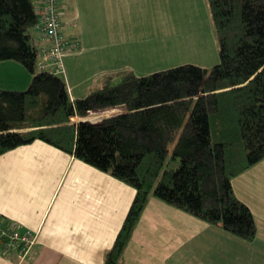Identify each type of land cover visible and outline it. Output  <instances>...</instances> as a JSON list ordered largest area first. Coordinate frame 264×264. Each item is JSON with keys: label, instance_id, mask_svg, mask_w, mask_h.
Here are the masks:
<instances>
[{"label": "trees", "instance_id": "trees-1", "mask_svg": "<svg viewBox=\"0 0 264 264\" xmlns=\"http://www.w3.org/2000/svg\"><path fill=\"white\" fill-rule=\"evenodd\" d=\"M207 1L221 50L212 69L129 72L73 98L65 75L39 67L35 0H0V62L18 60L32 74L25 90L0 88V155L41 139L136 188L104 264L123 263L153 195L243 240L257 238L255 215L233 179L264 159V0ZM120 105L128 112L71 123ZM9 222L0 216L1 225Z\"/></svg>", "mask_w": 264, "mask_h": 264}, {"label": "crops", "instance_id": "crops-1", "mask_svg": "<svg viewBox=\"0 0 264 264\" xmlns=\"http://www.w3.org/2000/svg\"><path fill=\"white\" fill-rule=\"evenodd\" d=\"M90 6L88 0H62L61 5L62 32L79 45L65 55L73 98L98 89L118 69L115 63L130 57L117 51L120 43L112 25L99 34L96 14L87 20ZM31 33L37 46L47 45L36 26ZM31 79L20 61L0 62V88L25 90ZM233 181L255 215L259 229L254 241L153 196L122 264H264V159ZM135 194L134 186L41 139L7 151L0 155V216L15 221L20 232L30 230L36 241L23 259L0 244V264H104ZM245 194L258 197L251 201Z\"/></svg>", "mask_w": 264, "mask_h": 264}, {"label": "rangeland", "instance_id": "rangeland-1", "mask_svg": "<svg viewBox=\"0 0 264 264\" xmlns=\"http://www.w3.org/2000/svg\"><path fill=\"white\" fill-rule=\"evenodd\" d=\"M103 1L104 5L100 6L99 0H88L93 6L87 7L90 8L87 20H94L96 14L97 26H101L99 34H102V27L112 25L118 33L117 43H120L117 51L130 54L122 64L115 63L118 69L114 75L107 76L113 85L121 82L129 72L145 76L192 63L212 69L220 62V43L207 0ZM81 6L84 10V2ZM178 165L179 162L174 161V166ZM245 195L251 201L258 197ZM261 241L264 244V239Z\"/></svg>", "mask_w": 264, "mask_h": 264}, {"label": "built area", "instance_id": "built-area-1", "mask_svg": "<svg viewBox=\"0 0 264 264\" xmlns=\"http://www.w3.org/2000/svg\"><path fill=\"white\" fill-rule=\"evenodd\" d=\"M39 14L36 28L47 45L40 48V69L51 70L57 74L66 73L65 55L78 49L75 41L68 40L62 32V0H35ZM35 236L30 230L19 231V225L10 220L8 224H0V244L7 252L18 251L24 258L35 243Z\"/></svg>", "mask_w": 264, "mask_h": 264}, {"label": "water", "instance_id": "water-1", "mask_svg": "<svg viewBox=\"0 0 264 264\" xmlns=\"http://www.w3.org/2000/svg\"><path fill=\"white\" fill-rule=\"evenodd\" d=\"M128 107L126 106V105H123L122 107H121V111H119V112H117V113H115V114H110V115H106L105 117H103V118H101V119H95V120H93V119H90L89 118V116H90V113L87 115V116H83L80 120H78V123L79 122H83L84 120H89V121H91V122H102L103 120H105L107 117H112V116H117V114H122V113H126V112H128ZM100 111H103V110H100ZM73 122H75L74 120L71 122V123H73Z\"/></svg>", "mask_w": 264, "mask_h": 264}, {"label": "bare ground", "instance_id": "bare-ground-1", "mask_svg": "<svg viewBox=\"0 0 264 264\" xmlns=\"http://www.w3.org/2000/svg\"><path fill=\"white\" fill-rule=\"evenodd\" d=\"M27 122H28V121H27ZM14 124H15V126L18 125L17 127H20V125H21V126H24V124H23V125H22V124H19V123H18V124L14 123ZM14 124H13V125H14ZM26 125H27V127H28L29 124H26ZM30 125H31V124H30ZM33 126H34V124H33ZM36 126H37V125H36ZM36 130H37V129H36ZM36 130H32V131H36ZM32 131H31V132H32ZM36 132H37V131H36ZM24 133H25V132H24ZM26 133H27V132H26ZM29 133H30V132H29ZM34 133H35V132H34ZM27 134H28V133H27ZM30 134H31V133H30ZM21 135H23V133H21ZM30 142H31V141H30ZM48 143H49V142H48ZM50 144H51V143H50ZM12 148H13V147H12ZM12 148H11V149H12ZM57 148H58V147H57ZM7 149H8V148H7ZM7 149H6V150H7ZM12 150H13V149H12ZM12 150H11V151H12ZM3 152H5V151H3ZM0 153H1V152H0ZM69 154H70V153H69ZM71 155H72V154H71ZM76 157H77V156H75V158H76ZM77 158H79V157H77ZM81 160H82V159H81ZM88 163H89V162H88ZM94 166H95V165H94ZM94 166H93V167H94ZM95 167L98 168V166H95ZM99 169H100V168H98V170H99ZM107 169H108V168H106V173H107ZM101 171H102V170H101ZM110 171H111V170H110ZM113 172H114V171H113ZM110 173H111V172H110ZM113 176H114V175H113ZM114 177H115V176H114ZM233 182H234V181H233ZM237 182H238V181H237ZM234 184H235V183H234ZM239 185H240V184H239ZM241 185H242V184H241ZM243 186H244V184H243ZM245 187H246V186H245ZM249 188H250V187H248L247 189H249ZM250 189H251V188H250ZM234 191H235V190H234ZM252 191H254L253 188H252ZM152 195H153V194H151V196H152ZM153 196H154V195H153ZM161 201H162V200H161ZM243 202H244V201H243ZM168 204H169V203H168ZM194 216H195V215H194ZM127 217H128V215H127ZM200 217H201V216H200ZM96 218H97V217H96ZM123 219H124V218H123ZM205 219H206V218H205ZM205 219H203V220H205ZM126 220H127V219H126ZM133 220H134V219H133ZM138 220H139V218L137 219V221H138ZM134 222H135V221H134ZM208 222H209V221H208ZM211 223H212V222H211ZM123 224H124V223H123ZM125 224H126V223H125ZM127 224H128V222H127ZM137 224H138V223H137ZM213 224H214V223H213ZM131 227H132V226H131ZM124 229H125V226H124ZM224 230H225V229H224ZM124 231H125V230H124ZM119 232H120V231H119ZM122 232H123V231H122ZM122 232H121V236H120V237L123 236V235H122ZM227 232H228V231H227ZM230 234H233V233H230ZM115 235H119V234H115ZM125 235H126V234H125ZM233 235H235V234H233ZM235 236L237 237V235H235ZM117 238H118V237H117ZM239 238H241V237H239ZM120 239H122V238H120ZM115 240H116V239H115ZM246 241H247V240H246ZM117 242H119V241H117ZM115 243H116V242H115ZM127 245H128V244H127ZM140 246H141V245H140ZM109 252H110V251H109ZM124 255H125V254H124ZM153 257H154V256H153ZM154 259H155V258H154ZM129 262H130V261H129ZM131 262H132V261H131ZM135 262H136V261H135ZM167 264H168V263H167Z\"/></svg>", "mask_w": 264, "mask_h": 264}]
</instances>
